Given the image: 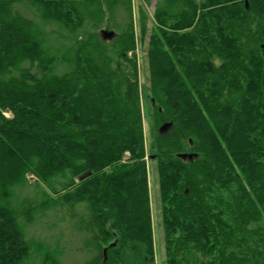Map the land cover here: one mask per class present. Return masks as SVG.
<instances>
[{
  "label": "trees",
  "instance_id": "16d2710c",
  "mask_svg": "<svg viewBox=\"0 0 264 264\" xmlns=\"http://www.w3.org/2000/svg\"><path fill=\"white\" fill-rule=\"evenodd\" d=\"M152 22L164 264H264V0H157ZM134 25L131 0H0V264L36 233L29 263L63 264L57 214L84 264H155Z\"/></svg>",
  "mask_w": 264,
  "mask_h": 264
},
{
  "label": "rangeland",
  "instance_id": "374dc122",
  "mask_svg": "<svg viewBox=\"0 0 264 264\" xmlns=\"http://www.w3.org/2000/svg\"><path fill=\"white\" fill-rule=\"evenodd\" d=\"M157 0H150L148 4H144L143 0H131L132 2V13L133 19L135 22V37H136V49L134 52L135 60L137 63V80H138V94L140 100V109L142 116V127L143 134L145 140V153H146V165L148 171V181H149V189H150V206L152 212V221H153V230H154V250H155V264H164V245H163V235H162V226H161V213H160V200L158 194V186H157V170H156V161L151 159V157L155 154L154 151V140L159 133V128L162 126L157 125L153 119V108L151 105L150 96L148 93V74H147V59H146V48L148 44V37L150 35L151 27H152V14L154 11V6ZM140 6L143 7L145 13L148 16L147 22V33L144 39H141L138 31V9ZM17 8V7H16ZM107 27H102L99 32H109ZM103 30V31H102ZM114 33V32H113ZM103 36V35H101ZM104 40L112 41L115 38V34L111 38H107L106 35L103 36ZM9 116V113H6ZM170 128V127H169ZM163 132L164 134L169 130ZM161 133V134H163ZM30 178V183L33 182V179ZM60 215L57 214L49 221L48 224H44L43 227L48 226L51 228V232L46 233L45 237L48 241V244H53L56 236L59 237V241L52 246L53 254L57 256H62L63 264H84V262L88 258V253L85 250V241L84 237L79 233L74 234L71 229L68 227L60 229V232H57L58 228V219ZM38 221V218L36 219ZM68 220L67 217L64 218L63 222ZM62 222V223H63ZM49 223L51 226H49ZM40 225V224H38ZM64 226V224H61ZM25 237L28 239V236H32L29 231L26 234V230H23ZM58 234V235H57ZM42 233H36L31 239V247H30V259L25 264H30L31 258L37 255L39 252H42L40 245V240L42 239Z\"/></svg>",
  "mask_w": 264,
  "mask_h": 264
},
{
  "label": "water",
  "instance_id": "95a60500",
  "mask_svg": "<svg viewBox=\"0 0 264 264\" xmlns=\"http://www.w3.org/2000/svg\"><path fill=\"white\" fill-rule=\"evenodd\" d=\"M113 32H102L101 33V35H106L107 36V38H111L112 36H113ZM104 38V37H103ZM171 126V124L170 123H165V124H162V126L159 128V133H163V132H165L166 130H167V128H169ZM179 157L181 158V159H186V158H189V159H191V157H192V155H188V154H182V155H179ZM90 175V172H86L85 174H83V175H81L80 177H79V180H82L83 178H85V177H87V176H89Z\"/></svg>",
  "mask_w": 264,
  "mask_h": 264
}]
</instances>
